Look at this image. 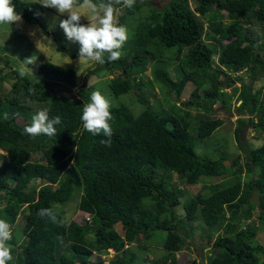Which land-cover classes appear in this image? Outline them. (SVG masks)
I'll return each instance as SVG.
<instances>
[{
	"label": "trees",
	"instance_id": "trees-1",
	"mask_svg": "<svg viewBox=\"0 0 264 264\" xmlns=\"http://www.w3.org/2000/svg\"><path fill=\"white\" fill-rule=\"evenodd\" d=\"M12 4L28 24L44 26L47 7L22 0ZM114 8L116 15L118 4ZM145 8H150L146 0L125 7L118 26L141 18L120 59L109 62L106 55L105 63L84 71L82 82L73 68L50 61L38 68L40 81L21 76L8 59V69L0 68V80H12L10 94L0 98V219L12 230L18 217H25L21 255L7 264H105L102 256L110 250L115 257L109 264H179L176 256L197 223L205 225L211 244L208 264H264V245L257 241L258 230L264 231V86L255 89L245 79L264 80V0H171L163 10ZM254 23L256 31L243 32ZM58 52L79 57L64 44ZM6 57L0 51V64ZM103 73L112 97L131 94L144 107L138 115L126 105L109 109L110 147L100 143L107 139L102 133L86 131L80 118L95 91L88 80ZM191 83L195 90L182 101ZM145 84L154 92L143 91ZM170 99L175 103L168 107ZM217 102L223 111L234 109L240 146L244 127L258 134L257 146L248 142L245 165L239 156L229 159L225 144L218 160L197 152L198 143L225 123L209 117ZM44 109L50 119L61 118L56 135L24 134ZM205 178L211 179L205 194L188 198L180 187ZM221 178L226 181L213 182ZM75 196L79 211L88 215L81 223L66 219L65 207ZM40 209H50L56 222L39 216ZM13 235L7 243L18 246ZM155 240L165 256L149 260L147 244ZM137 242L141 259L132 250Z\"/></svg>",
	"mask_w": 264,
	"mask_h": 264
},
{
	"label": "rangeland",
	"instance_id": "rangeland-1",
	"mask_svg": "<svg viewBox=\"0 0 264 264\" xmlns=\"http://www.w3.org/2000/svg\"><path fill=\"white\" fill-rule=\"evenodd\" d=\"M25 2H38L41 3V0H22ZM147 4L150 5V8H145L146 10H150L151 8L163 10L171 0H146ZM194 7V4H191ZM144 9V10H145ZM125 10V6L123 4H118V8L116 11L115 19L117 24L123 17ZM226 16V12L221 13ZM89 14L86 10H82L81 24L87 25ZM67 15H61L54 8H48L44 11L42 22L44 26L41 25H30L24 19H22V23L19 24H0V51L6 55V58H3V63L0 64V68H6L5 66L6 59L9 60L10 67L17 70L20 73L21 68L25 69L26 76L32 78L35 81H40L41 78L38 76V68L43 62L50 61L56 65L73 68L80 77L82 82L84 78V71L89 67H92L95 64V61L88 62H79V57L76 59H72L66 52H58V46L64 44L69 51H79L80 45L78 42L69 41L66 38V35L62 28H60V21L66 19ZM141 15L136 16L135 18H130L127 20L125 24V28L127 29L128 39L133 35V31L136 26V20H139ZM225 23H228L229 20L226 17ZM257 24L246 25L244 29V33H246L249 29L256 31L258 29ZM30 33H34V35H30ZM127 39V40H128ZM39 41V42H38ZM38 42V44H37ZM178 48L173 49V51H177ZM35 55L37 60L35 64L28 65L31 69L29 70L26 65H23L21 62L27 57H31ZM5 69V70H6ZM167 70L169 71V66H167ZM32 71V72H31ZM8 71H4L6 73ZM170 72L173 74L174 78L177 79V67L175 64H170ZM149 78H152L151 72L148 71L146 73ZM5 76L4 74L2 77ZM236 77V76H235ZM249 84H253L255 89H259L264 86V80L252 81L249 77L245 78ZM100 82L105 83L106 85H101ZM12 80L10 78H2L0 80V98L3 99L10 94L11 91ZM100 84V85H99ZM94 86L95 91H99L109 102L111 107H121L128 106L130 109H133L136 115L140 114L144 107L141 103H137L136 99H134L131 94L122 96L120 98L112 97L109 88L107 87L106 73H103L99 77L92 76L88 80V86ZM152 85L155 87V91L158 92L159 85L152 79ZM145 84L143 91L154 92L153 86ZM195 90L194 85L191 83L187 86L183 96L182 101H187L190 99L192 92ZM201 91V96L203 95ZM136 93V92H135ZM138 95V94H137ZM136 95V97H137ZM157 100V99H156ZM170 104H165L166 106H170L174 104L171 99L169 100ZM208 102V101H207ZM172 103V104H171ZM208 104H210L208 102ZM158 105V103L156 104ZM234 110V109H233ZM228 112L223 111L221 108V104L217 102L214 105V111L210 112L209 117L213 119H222L224 120V125L215 133L212 138L206 139L201 143H198L197 152L201 157L211 158L213 160H218L222 156L221 148L222 145L225 144L227 146V155L229 159L232 161L235 157L239 156L240 164H246V155L249 153V145L248 142H252L255 146L259 144V141H254V137H258V134L255 130H250L249 127H244L242 132V146L237 141L235 136V130L238 127L237 116L234 111ZM208 109H202V112H207ZM195 113L197 111H194ZM198 113V112H197ZM193 125L191 127V133L196 134L197 131V119H193ZM216 137V138H215ZM215 138V139H214ZM214 140V141H213ZM219 140L218 142H216ZM261 140V139H260ZM227 141V142H226ZM4 154V153H3ZM39 156L35 155L34 159H38ZM177 180V176H174ZM211 179H203L200 184L190 185V186H181L182 190H187L186 193L188 198L192 197L196 194H205L204 187L206 185L211 184ZM226 178H221L218 180H213L214 183H224ZM258 197L255 196L254 202H257ZM80 201V197L75 196L73 200L65 207L66 219L68 221H74L81 223L82 220L87 218L85 213L79 211L78 204ZM183 201H186L183 199ZM181 211V212H179ZM183 209L178 210L179 214L182 213ZM86 220V219H85ZM255 224H257V220H253ZM198 227L195 230V234L192 237H187V241L183 246V249L180 253L177 254L176 258L179 264H208L207 255L209 253L208 248L211 247L208 238L204 234V230L206 229L204 224L197 223ZM25 225V217L20 215L18 220L13 227L12 233L16 236L19 245L13 246L11 244H7L11 247L13 260H18L17 257L21 255L20 245H22L25 241L23 236V227ZM187 232V229L184 230ZM165 234V233H164ZM257 241L264 245V231L258 230L257 232ZM13 235V236H14ZM157 240L148 243V249L146 250L145 258L149 260H157L162 259L165 256L164 249L159 246ZM140 243L137 242L133 245L132 250L137 254L138 258H142L144 256L143 251L139 247ZM208 247V248H207ZM115 257V252L110 250L108 255L102 256V259L105 260V264H109L110 260ZM97 257L94 256L92 260H96ZM144 261V260H143ZM194 261L196 263H194Z\"/></svg>",
	"mask_w": 264,
	"mask_h": 264
},
{
	"label": "clouds",
	"instance_id": "clouds-1",
	"mask_svg": "<svg viewBox=\"0 0 264 264\" xmlns=\"http://www.w3.org/2000/svg\"><path fill=\"white\" fill-rule=\"evenodd\" d=\"M114 3H122L123 6L131 8L135 0H108L107 3L103 0L100 3H94L93 0H82V3L80 0H41L40 4L56 9L61 15H67L66 19L60 21L59 26L69 41L79 43V62L95 61L103 64L106 55L109 62L120 59V49L128 39L127 29L124 26H118L116 22ZM82 10H86L89 14L87 25L80 23ZM20 23H22V17L16 12L12 0H0V24L19 26ZM36 60L37 57L33 55L25 58L21 63L31 70L28 65L35 64ZM25 74V69L21 68L20 75ZM109 109L110 102L99 91H94L90 102L83 106L80 117L86 131L93 135L102 133L107 137L100 141L106 147L111 146L113 135V129L109 124L113 117ZM60 123L59 116L50 119L48 110L44 109L32 117L31 124L26 125L23 132L31 138L41 135L53 137L57 133L55 125ZM38 215L48 216L56 222V216L50 209H40ZM85 215L88 217L87 214ZM11 239L12 231L9 223L0 219V264H7L13 259L11 247L6 243Z\"/></svg>",
	"mask_w": 264,
	"mask_h": 264
}]
</instances>
